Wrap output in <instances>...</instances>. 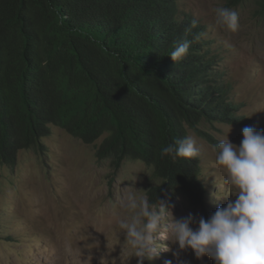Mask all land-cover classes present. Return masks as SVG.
<instances>
[{
  "label": "trees",
  "instance_id": "obj_1",
  "mask_svg": "<svg viewBox=\"0 0 264 264\" xmlns=\"http://www.w3.org/2000/svg\"><path fill=\"white\" fill-rule=\"evenodd\" d=\"M192 20L179 0H0V165L12 170L20 151L41 150L55 126L114 171L143 162L157 183L151 204L181 191L203 207L199 160L161 149L188 128L200 135L202 121L239 118L210 33L187 32ZM185 39L189 53L174 63L168 55Z\"/></svg>",
  "mask_w": 264,
  "mask_h": 264
},
{
  "label": "rangeland",
  "instance_id": "obj_2",
  "mask_svg": "<svg viewBox=\"0 0 264 264\" xmlns=\"http://www.w3.org/2000/svg\"><path fill=\"white\" fill-rule=\"evenodd\" d=\"M218 6L238 12V31L216 25ZM179 8L210 33L207 40L219 52V68L232 84L229 97L239 118L231 123L202 121L200 135L187 129L201 147L196 158L206 188L204 206L192 208L181 191L163 203L176 219L190 213L197 220L208 219L236 198L224 184L223 170L214 167V146L226 136L239 146L246 126L264 130V0H179ZM41 144V150L20 151L14 169L0 165V264H137L116 221L128 216L121 207L124 193L136 189L147 197L148 189L157 185L151 169L128 161L114 171L109 161H97L94 145L55 126ZM158 243L168 250L144 264H215L208 256L197 260L190 249L174 256L178 245L163 236Z\"/></svg>",
  "mask_w": 264,
  "mask_h": 264
},
{
  "label": "clouds",
  "instance_id": "obj_3",
  "mask_svg": "<svg viewBox=\"0 0 264 264\" xmlns=\"http://www.w3.org/2000/svg\"><path fill=\"white\" fill-rule=\"evenodd\" d=\"M214 19L227 32L235 33L240 27L239 14L232 8L216 7ZM197 26L198 21L193 19L186 31L191 32ZM204 36L203 32L197 33L194 39L198 42ZM190 45L191 41L185 39L168 56L174 63L180 61L188 55ZM242 137L239 146L227 136L214 146V167L223 170L224 184L236 198L227 200L224 207H217L208 219L197 220L191 213L176 219L163 203L151 204L146 196L137 195L136 189L122 195L121 207L128 216L118 218L116 224L137 264L152 261L162 250H168L158 243L161 236L178 245L173 253L177 257L190 249L197 260L208 256L215 264H264V130L246 126ZM161 155L173 161L196 158L201 155V147L194 137L186 136L163 147ZM194 224L197 227L193 228Z\"/></svg>",
  "mask_w": 264,
  "mask_h": 264
}]
</instances>
